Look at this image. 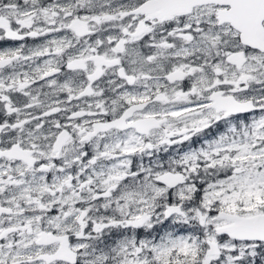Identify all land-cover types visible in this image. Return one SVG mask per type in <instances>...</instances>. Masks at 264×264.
Returning a JSON list of instances; mask_svg holds the SVG:
<instances>
[{"label": "snow or ice", "instance_id": "1", "mask_svg": "<svg viewBox=\"0 0 264 264\" xmlns=\"http://www.w3.org/2000/svg\"><path fill=\"white\" fill-rule=\"evenodd\" d=\"M0 264H264V0H0Z\"/></svg>", "mask_w": 264, "mask_h": 264}]
</instances>
